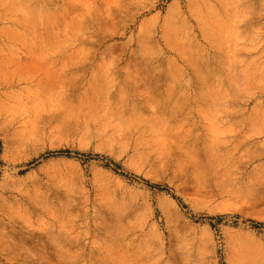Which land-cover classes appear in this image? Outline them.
<instances>
[{
  "label": "rangeland",
  "instance_id": "1",
  "mask_svg": "<svg viewBox=\"0 0 264 264\" xmlns=\"http://www.w3.org/2000/svg\"><path fill=\"white\" fill-rule=\"evenodd\" d=\"M0 264H264V0H0Z\"/></svg>",
  "mask_w": 264,
  "mask_h": 264
}]
</instances>
